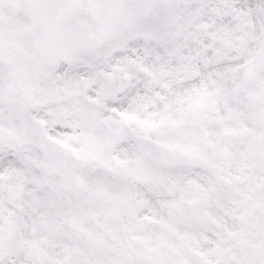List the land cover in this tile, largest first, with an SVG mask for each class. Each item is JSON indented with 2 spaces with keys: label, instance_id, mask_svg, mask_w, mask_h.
Listing matches in <instances>:
<instances>
[{
  "label": "snow or ice",
  "instance_id": "obj_1",
  "mask_svg": "<svg viewBox=\"0 0 264 264\" xmlns=\"http://www.w3.org/2000/svg\"><path fill=\"white\" fill-rule=\"evenodd\" d=\"M0 264H264V0H0Z\"/></svg>",
  "mask_w": 264,
  "mask_h": 264
}]
</instances>
